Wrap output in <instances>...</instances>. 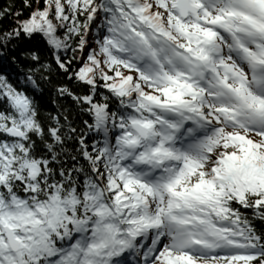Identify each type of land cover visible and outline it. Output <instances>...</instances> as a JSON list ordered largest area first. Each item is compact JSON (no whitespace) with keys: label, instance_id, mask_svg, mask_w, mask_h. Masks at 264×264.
I'll return each instance as SVG.
<instances>
[{"label":"snow or ice","instance_id":"1","mask_svg":"<svg viewBox=\"0 0 264 264\" xmlns=\"http://www.w3.org/2000/svg\"><path fill=\"white\" fill-rule=\"evenodd\" d=\"M0 20V264H264V0Z\"/></svg>","mask_w":264,"mask_h":264},{"label":"trees","instance_id":"2","mask_svg":"<svg viewBox=\"0 0 264 264\" xmlns=\"http://www.w3.org/2000/svg\"><path fill=\"white\" fill-rule=\"evenodd\" d=\"M11 0H0V6L5 5L6 3H10ZM16 3L19 4V0H16ZM7 20H0V25L7 24ZM259 227V224L257 225Z\"/></svg>","mask_w":264,"mask_h":264}]
</instances>
